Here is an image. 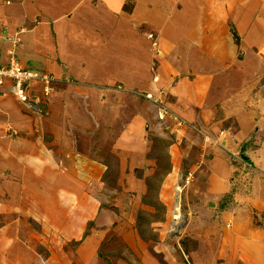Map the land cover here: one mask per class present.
<instances>
[{"label":"crops","instance_id":"0c3cea01","mask_svg":"<svg viewBox=\"0 0 264 264\" xmlns=\"http://www.w3.org/2000/svg\"><path fill=\"white\" fill-rule=\"evenodd\" d=\"M197 1L0 0V65L9 62L8 54L13 51L16 57L14 59L22 67L47 71L56 79V87L49 98L45 114V127L48 131L46 137H49L50 142L46 141L41 150H34V156L28 157L30 153L20 151L25 148L17 150V137L4 136L1 131L6 124L5 117L11 119L12 126L20 133L27 131L26 125L22 123L26 114L23 115L19 108L26 105L10 94L9 86L4 88V94L0 96V168H3L0 173L4 174L19 167L23 175L37 173L39 177L43 170H47L50 181L46 186L51 189L47 195L43 190L40 191L46 197V213L42 208L36 210L29 206L31 200L22 193L23 187L18 182V189L6 182L3 190L4 195H16L18 201L5 198L3 203L12 202L20 210L27 201L29 214L34 213L40 222L47 221V227L51 231L68 232L70 219L67 215L72 202L81 193L76 188L85 187L83 178L88 175L86 168L100 172L105 166L104 172L109 171L111 168L103 159L119 157L118 150L113 149L114 141L124 142L134 149L136 144L143 148L147 140V145L150 144L151 147L154 141L162 143L168 130L181 137L178 125L182 120L193 122L197 127L199 124L205 127L210 123L214 126L221 122H213L216 109L205 104L207 96L202 97L199 91L206 88V93L213 89L218 92L220 85L223 87L225 83L233 81L225 79L227 70L223 68L224 64L219 63L223 60L219 49L226 54L233 52V62L236 55H239L240 46L244 67L234 78L245 75L242 72L249 65L256 75H263L264 35L257 30L258 22L253 31L249 27L253 21L252 16L260 15L261 27L264 28V0L234 1L238 12L243 16L235 24L240 35L239 45L230 34V37L227 35V39H223L224 43L207 39L208 44L199 45L201 48L194 47L196 44L194 39H190V30L183 27L185 19L196 24L198 15L202 14L200 9L203 5ZM129 2L130 8L127 5ZM167 3L170 4L173 15L170 22L162 25L164 22L161 18H153L155 13L152 8L155 6L159 10ZM222 4L226 5L225 0H222ZM226 7L228 13H234L229 1ZM177 19L181 22H176ZM151 21L155 22L153 26L159 34L156 48L152 47L153 40L145 32L134 30L137 29L136 25L141 24L140 30H149L150 26L145 23ZM16 38L19 39L18 43L13 42ZM193 60L207 61V68H200L196 62L198 68L195 69L191 66ZM174 61L176 64L171 65ZM31 87L30 93L33 95L35 87ZM253 93L252 97L258 94L262 97L264 87ZM242 95L246 98L245 92ZM251 101L253 106H247L243 115L238 116L236 113L241 131L240 137H234L232 142L238 144L247 138L252 141L258 139L260 142L257 141V144L253 141L258 147L246 151L249 156L256 154L264 159V141L261 140L263 137H252L250 131L248 132L252 125L260 122L261 126L264 123V99ZM30 118H33V114L27 116L28 122ZM210 118L213 119L211 122ZM37 124L40 126L37 127L39 130L43 126L42 121L39 119ZM102 136L108 137L107 143H99ZM37 138L41 142L42 135L38 134ZM18 139L25 145L23 141H27L26 138ZM89 142L93 145L89 146ZM234 144L223 142L225 148L233 147ZM103 145L108 148L109 153ZM167 151L170 154L169 149ZM144 153L150 159V155L146 151ZM55 156L59 161L74 159L75 163L71 166L76 169L73 170L74 173L70 174L58 166ZM110 166H113V161ZM53 175H56V180L58 175L60 177L55 181ZM36 188L41 189L40 184ZM7 189L13 191L9 193ZM33 191L36 194V190ZM34 203L40 205L37 201ZM14 215L17 217L18 213ZM2 219L5 220L0 217V221ZM20 238V234L9 225H0V264L1 259L4 263L9 248L15 243H19L24 251V255L23 251L18 254L16 264H35L36 258L41 254L19 240ZM263 243L264 241L256 242L252 237L240 241L238 259L243 264H264V248L261 249ZM223 264H235V260Z\"/></svg>","mask_w":264,"mask_h":264},{"label":"rangeland","instance_id":"374dc122","mask_svg":"<svg viewBox=\"0 0 264 264\" xmlns=\"http://www.w3.org/2000/svg\"><path fill=\"white\" fill-rule=\"evenodd\" d=\"M174 1L176 3V0ZM227 1L234 13H228ZM234 1L238 2L225 0L224 5L222 0L197 1L203 5L197 23L185 19L183 24V27H187L191 32L190 39H194L196 44L194 47L201 48L199 45L208 44L207 39L224 43L223 39H227V35L230 37V34L239 45L240 35L235 24L242 15ZM127 5L130 8L131 2ZM152 9L155 13L153 18H161L164 22L162 25L171 21L173 14L170 4L162 5L159 10L155 6ZM252 19L249 27L251 31L257 27L258 22L257 30L264 35L260 15H253ZM176 22L181 21L177 19ZM153 24V21L145 23L150 26L149 30H140L142 24H134L137 28L134 30L145 32L149 39L153 40L152 47L156 48L159 44V34ZM18 40L16 38L13 42L18 43ZM218 51L223 58L219 63L224 64L223 68L227 70L225 79L233 81L225 83L223 87L220 85L219 95H216V89L206 93V88H202L199 94L201 93L202 97L206 95L205 104L216 109L215 119L210 118L209 121L221 122L214 126L210 123L205 127L199 124L198 128L193 122L182 120L178 125L181 137L168 130L163 142L154 141L151 147L150 144L147 145V140L143 148L136 144L134 149L124 142L114 141L113 149L118 150L119 157H112V160L109 157L103 159L104 163L109 164V171L104 172L105 166L100 172L86 168L88 175L83 178L85 187L76 188L81 193L72 202L67 215L70 219L68 232L51 231L52 229L47 227V221L40 222L34 213L29 214L27 201L22 204L20 210L12 202H2L5 198L18 201L16 195H4L3 192L6 182L16 188L18 182L20 187H23L22 193L31 200L29 206L36 210L42 208L46 213V197L40 191L43 190L46 195L51 191L46 186L50 181L47 170H43L39 177L37 173L25 176L19 167L4 174L0 173V217L5 218L0 221V225H9L20 234L19 240L37 249V253L41 255H38L35 264H223L231 260H235V264H243L237 256L239 242L251 237L256 239V242L264 241V159L256 154L249 156L246 151L257 148L258 145L254 144L260 141L253 140V144L251 138H247L237 140L240 141L238 144L232 142L234 137H240L241 131L236 113L238 116L243 115L247 106H253L252 99H264V95L261 97L259 94L252 97L253 92L264 87V70L261 71L263 75H256L250 65L247 67L246 62L245 66L250 68H244L242 74L245 75L234 78L244 67L240 46L239 55H236L233 62V52L226 54L221 49ZM10 57L16 58L13 51L8 54L7 61L11 60ZM224 59L229 61L225 62ZM196 62L200 68H207V61H194L191 66L195 69L198 68ZM173 64L176 62L171 65ZM36 72L41 75L43 81L33 79L22 84L21 90L24 92L28 83L35 87L30 99L22 102L17 94L8 90L17 101L27 106L19 107L23 115L26 114L22 123L26 125L27 131L20 133L14 129L8 117H5L6 124L1 129L2 135L17 137V150L25 148L20 151L30 153L28 157L34 156L33 151L41 150L46 141L50 140L46 137L48 131L45 127V114L49 98L56 87V79L51 73ZM7 82L0 87V96L4 94V88L12 83ZM244 92L246 98L242 95ZM32 114L33 118L28 122L27 116ZM39 119L43 126L38 130ZM249 131L252 137H263L261 140L264 141V123L261 126L260 122L252 125ZM38 134L42 135L41 142L37 141ZM19 137L26 138L27 141H23L25 145L20 143ZM107 138L102 136L98 141L104 144L107 143ZM222 141L225 144L229 141V145L234 144V148H225ZM88 144L93 145L90 142ZM105 148L109 153L108 148ZM142 149L150 155V159ZM106 152L104 155H107ZM55 160L59 162L58 166L70 174L76 170L71 167L75 163L74 159L59 161L55 156ZM112 161L113 166H110ZM0 170L3 171V168ZM52 177L55 179L56 175ZM59 177L58 175L57 180ZM38 184L41 189L36 188ZM33 190H36V194ZM7 191L10 193L13 190ZM7 191L5 193H8ZM36 201L40 205H36ZM53 210L57 214L56 209ZM15 213H18L17 217ZM9 218L11 220H8ZM246 234L248 236H245ZM263 248L264 243L261 246L262 250ZM22 251L23 247L15 243L9 248L4 263L1 259L2 264H16L17 256ZM22 254L24 255V251Z\"/></svg>","mask_w":264,"mask_h":264},{"label":"built area","instance_id":"2783aa9c","mask_svg":"<svg viewBox=\"0 0 264 264\" xmlns=\"http://www.w3.org/2000/svg\"><path fill=\"white\" fill-rule=\"evenodd\" d=\"M33 79H35L37 81H41V80L43 81L44 80V79H42L41 75H39L36 71L24 70L22 65L17 60H15L14 58H11L9 63H7L5 65H0V87H2L3 84L6 83L7 81L8 82L12 81V83L9 85V87L11 88L13 93L18 95V97L20 98V100L22 102L26 101L28 98L30 99L33 96L30 93L32 87L30 86L29 83L26 84L25 92L23 90H21L22 86L25 84L24 82H26V80L30 81ZM46 79L47 78H45V80ZM45 92H44V94H45ZM174 217L176 218L177 216L175 215Z\"/></svg>","mask_w":264,"mask_h":264},{"label":"trees","instance_id":"16d2710c","mask_svg":"<svg viewBox=\"0 0 264 264\" xmlns=\"http://www.w3.org/2000/svg\"><path fill=\"white\" fill-rule=\"evenodd\" d=\"M235 39H237V35H235Z\"/></svg>","mask_w":264,"mask_h":264},{"label":"water","instance_id":"95a60500","mask_svg":"<svg viewBox=\"0 0 264 264\" xmlns=\"http://www.w3.org/2000/svg\"><path fill=\"white\" fill-rule=\"evenodd\" d=\"M210 206H212V205L210 204Z\"/></svg>","mask_w":264,"mask_h":264}]
</instances>
